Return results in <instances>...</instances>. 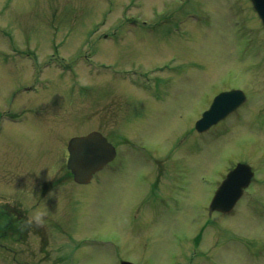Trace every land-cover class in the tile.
<instances>
[{
    "label": "rangeland",
    "instance_id": "obj_1",
    "mask_svg": "<svg viewBox=\"0 0 264 264\" xmlns=\"http://www.w3.org/2000/svg\"><path fill=\"white\" fill-rule=\"evenodd\" d=\"M237 87L249 102L197 133ZM92 131L117 148L115 169L59 185L41 225L62 247L51 264H264V26L250 0H0V188L62 176L64 145ZM238 163L252 186L211 215Z\"/></svg>",
    "mask_w": 264,
    "mask_h": 264
},
{
    "label": "flooded vegetation",
    "instance_id": "obj_2",
    "mask_svg": "<svg viewBox=\"0 0 264 264\" xmlns=\"http://www.w3.org/2000/svg\"><path fill=\"white\" fill-rule=\"evenodd\" d=\"M176 28L177 26H174V29ZM60 156H64V159L68 156L67 148ZM55 157H59V154ZM61 172L64 173L63 176L59 178L51 176L52 179L44 182H41L35 173L33 178L25 173L30 178L26 186L0 188V258L3 259L2 262L46 264L51 259L53 251L48 249L49 237L57 236L43 233L42 223L30 221L29 213L33 207L45 206L49 208V211L44 220H54L52 214L58 206V197L68 195V187L59 185L63 180L71 178V172L67 168L62 169ZM64 191L67 193L65 194Z\"/></svg>",
    "mask_w": 264,
    "mask_h": 264
},
{
    "label": "water",
    "instance_id": "obj_3",
    "mask_svg": "<svg viewBox=\"0 0 264 264\" xmlns=\"http://www.w3.org/2000/svg\"><path fill=\"white\" fill-rule=\"evenodd\" d=\"M252 2L264 23V0H252ZM244 101L245 94L241 90L219 94L210 109L197 122L196 129L199 132L207 131L234 112ZM69 151L71 156L68 167L74 173L75 180L82 184L90 182L93 175L116 155L115 148L98 132L73 138L69 144ZM253 176L254 173L249 165L238 164L217 189L210 205L211 212H231L243 196L245 188L249 187ZM122 264L132 263L122 262Z\"/></svg>",
    "mask_w": 264,
    "mask_h": 264
},
{
    "label": "clouds",
    "instance_id": "obj_4",
    "mask_svg": "<svg viewBox=\"0 0 264 264\" xmlns=\"http://www.w3.org/2000/svg\"><path fill=\"white\" fill-rule=\"evenodd\" d=\"M49 208L45 206L33 207L29 213V220L37 223H43L45 216L48 214Z\"/></svg>",
    "mask_w": 264,
    "mask_h": 264
}]
</instances>
